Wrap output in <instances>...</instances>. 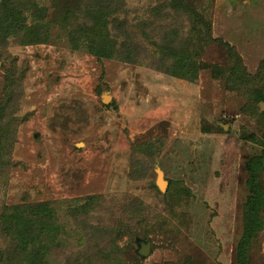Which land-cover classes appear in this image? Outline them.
Listing matches in <instances>:
<instances>
[{
  "label": "rangeland",
  "instance_id": "1",
  "mask_svg": "<svg viewBox=\"0 0 264 264\" xmlns=\"http://www.w3.org/2000/svg\"><path fill=\"white\" fill-rule=\"evenodd\" d=\"M253 90L264 0H0V264H27L22 243L48 264H236ZM262 217L246 264H264Z\"/></svg>",
  "mask_w": 264,
  "mask_h": 264
},
{
  "label": "trees",
  "instance_id": "2",
  "mask_svg": "<svg viewBox=\"0 0 264 264\" xmlns=\"http://www.w3.org/2000/svg\"><path fill=\"white\" fill-rule=\"evenodd\" d=\"M39 26V25H38ZM94 26H96V24L94 23L92 25V27L94 28ZM41 27V26H40ZM44 27V26H43ZM74 40V39H73ZM72 45L74 49H78L81 46H85L86 49L89 52H92L95 55H101V56H107L108 51L106 50H100V48L97 47V44L94 45V43L91 42L90 36H82V37H78L76 38V40L72 41ZM132 57V55H130V58ZM128 58V59H130ZM181 75V73H178ZM254 91V95L252 97V101L255 100H263L264 98L258 94L256 90ZM260 114L262 116H264V110L262 112H260ZM262 146H263V153L260 156H254L252 158L249 159V161L247 162V166H248V172L250 173V179L247 180V185L249 187V191H250V195H248L246 201H245V208H246V212H245V222H244V226H243V235L241 240L239 241L238 245H237V260H236V264H246L247 262V258H248V253L250 250V245H249V241L252 238H255L256 235V231H258L260 229V227H262V223H263V217H262V207L264 205V190L263 188H261V186L259 185V170L260 168L263 169V160H264V141H262ZM146 172L150 171V167L145 166L142 167ZM181 201L180 199H176L175 200V205H181ZM31 209L33 211L34 214L38 215L39 212L44 211V208L47 207V204L44 203H40V204H32L30 205ZM50 209H46L45 210V214H46V221L43 222V224L39 225V230H45L47 229V227H51V223H49L47 220L50 216ZM20 218V217H19ZM171 219V218H170ZM175 219V217H174ZM172 221V219H171ZM119 233H122L121 228L119 227ZM87 241H90V239H86ZM25 240H23L24 242ZM91 244L93 245V239ZM94 246V245H93ZM36 253V255H34ZM9 256L15 257L18 261H21V257H25L28 256V258L26 257L27 260V264H48L44 261L43 259V251H41V248L36 247V248H30L28 250V246L25 243H22L18 248L13 249L10 251V253H8ZM91 260V259H89ZM106 263L109 262L110 260L105 259ZM92 261V260H91ZM89 264H93L92 262H89Z\"/></svg>",
  "mask_w": 264,
  "mask_h": 264
},
{
  "label": "water",
  "instance_id": "3",
  "mask_svg": "<svg viewBox=\"0 0 264 264\" xmlns=\"http://www.w3.org/2000/svg\"><path fill=\"white\" fill-rule=\"evenodd\" d=\"M104 101H109V96L104 97ZM156 185L162 191H165L167 187V181L163 178V172L160 169H156ZM138 246L136 252L138 255L146 257L151 251V241L148 239L138 238L136 240Z\"/></svg>",
  "mask_w": 264,
  "mask_h": 264
}]
</instances>
